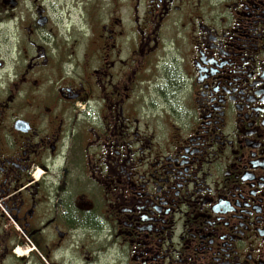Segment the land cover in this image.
Wrapping results in <instances>:
<instances>
[{"label":"flooded vegetation","instance_id":"obj_1","mask_svg":"<svg viewBox=\"0 0 264 264\" xmlns=\"http://www.w3.org/2000/svg\"><path fill=\"white\" fill-rule=\"evenodd\" d=\"M39 1L0 0V264H264V0Z\"/></svg>","mask_w":264,"mask_h":264},{"label":"rangeland","instance_id":"obj_2","mask_svg":"<svg viewBox=\"0 0 264 264\" xmlns=\"http://www.w3.org/2000/svg\"><path fill=\"white\" fill-rule=\"evenodd\" d=\"M42 0L39 2L41 3ZM88 0H44L43 4L47 6L51 16V24L45 28L37 31L39 37L47 34L49 28L56 29L58 26L62 30L70 29L71 25H79L83 21L85 28H87V6ZM81 13H84L81 17ZM26 25L30 22H26Z\"/></svg>","mask_w":264,"mask_h":264}]
</instances>
